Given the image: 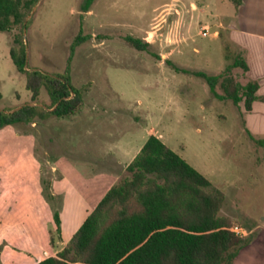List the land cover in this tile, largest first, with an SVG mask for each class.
I'll use <instances>...</instances> for the list:
<instances>
[{
	"label": "rangeland",
	"instance_id": "1",
	"mask_svg": "<svg viewBox=\"0 0 264 264\" xmlns=\"http://www.w3.org/2000/svg\"><path fill=\"white\" fill-rule=\"evenodd\" d=\"M86 1L38 0L28 14L27 68L58 75L69 65L83 104L67 117L0 128V264H35L55 254L63 244L50 245L53 212L60 213L61 238L69 239L117 181L116 160L128 162L149 134L223 190L220 215L243 227L262 218L264 120L258 112L249 115L243 102L215 98L193 74L220 73L231 63L225 55L240 53L230 26L237 10L232 1L93 0L83 10ZM19 32L0 33L4 111L32 101L9 55ZM79 32L90 38L68 62ZM126 35L148 41L149 50H137ZM231 74L246 82L240 67ZM216 90L222 92L219 84ZM37 102L51 104L45 87Z\"/></svg>",
	"mask_w": 264,
	"mask_h": 264
},
{
	"label": "trees",
	"instance_id": "2",
	"mask_svg": "<svg viewBox=\"0 0 264 264\" xmlns=\"http://www.w3.org/2000/svg\"><path fill=\"white\" fill-rule=\"evenodd\" d=\"M38 0H0V33L19 27L13 37L16 46L9 55L16 69L25 75L31 92V103L21 108L0 112V128L14 123H32L50 116L67 117L83 104V89L72 83L69 65L58 75L36 69H25L26 49L23 30L26 16ZM93 0H87V10ZM236 9L242 0H231ZM90 35L79 32L70 45L68 62L74 49ZM125 40L137 50H149L150 43L126 35ZM156 57L159 55L154 53ZM217 74L193 71L202 77L210 93L219 100L251 110L259 83L249 80L241 84L231 74L232 68L244 72L248 64L242 53L234 56ZM176 70L180 68L173 66ZM219 84L222 92L216 90ZM45 87L49 106L38 105L37 97ZM50 108H53L50 110ZM127 175L110 186L97 205L85 217L67 243L55 254L35 264H231L239 250L251 237L233 230L236 224L219 214L224 192L183 157L167 146L159 136L149 134L140 150L126 166ZM56 234V236H55ZM61 241V217L53 212L50 245Z\"/></svg>",
	"mask_w": 264,
	"mask_h": 264
},
{
	"label": "crops",
	"instance_id": "3",
	"mask_svg": "<svg viewBox=\"0 0 264 264\" xmlns=\"http://www.w3.org/2000/svg\"><path fill=\"white\" fill-rule=\"evenodd\" d=\"M230 26L233 32L232 34L234 44L242 53L248 64V70L244 72L246 76V82L249 80H256L259 83L257 94L259 96H264V0H242L241 5H239L236 10V22H232ZM246 112H248L251 116L258 112L260 121H263L264 101L255 100L252 103L251 110ZM262 121L260 122L261 124L263 123ZM263 125L261 129L264 133ZM134 156L125 163H122L118 159L116 160L117 165L113 167V170L117 173V181L127 175V172L125 175L122 173H125L126 166L134 158ZM259 164L260 162L254 164V167L258 166ZM1 187L0 189H3ZM1 199L2 198H0V206H4L5 203ZM261 209V214L259 215L263 216L262 218H260V216H254V221L245 225V228L243 225H235L242 230L244 229V234L251 236V240L247 245L243 246L239 250L236 258L231 264H235L240 259L244 260L246 264H264V198L262 200ZM69 239L63 240V238H61L60 242L63 244L62 246H64ZM244 249L247 250L246 255L243 253ZM258 252L261 253L260 261H258L259 256L256 255ZM3 264L5 263L3 262Z\"/></svg>",
	"mask_w": 264,
	"mask_h": 264
},
{
	"label": "built area",
	"instance_id": "4",
	"mask_svg": "<svg viewBox=\"0 0 264 264\" xmlns=\"http://www.w3.org/2000/svg\"><path fill=\"white\" fill-rule=\"evenodd\" d=\"M202 34L203 35H206L207 34V32H208V27L207 26H203L202 27ZM233 230L234 231H236L237 233H241V234H243V230L241 229V228H239V227H237V226H235L234 228H233Z\"/></svg>",
	"mask_w": 264,
	"mask_h": 264
},
{
	"label": "water",
	"instance_id": "5",
	"mask_svg": "<svg viewBox=\"0 0 264 264\" xmlns=\"http://www.w3.org/2000/svg\"><path fill=\"white\" fill-rule=\"evenodd\" d=\"M33 10H34V8H33ZM33 10H32V12H33ZM29 17H30V15H28V16L26 17L24 23H26V21L28 20ZM24 31H25V28H24ZM25 69H27V63H25ZM30 104L35 105V103H30ZM37 104L39 105V103H37ZM21 107H22V106L16 107V108L12 109L11 111H7V112H13V111H15V110H17V109H19V108H21ZM52 109H53V108H51L50 110H52ZM0 112H1V110H0Z\"/></svg>",
	"mask_w": 264,
	"mask_h": 264
}]
</instances>
